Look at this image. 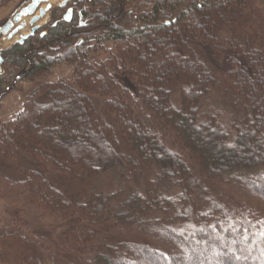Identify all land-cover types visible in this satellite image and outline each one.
<instances>
[{"label":"trees","instance_id":"1","mask_svg":"<svg viewBox=\"0 0 264 264\" xmlns=\"http://www.w3.org/2000/svg\"><path fill=\"white\" fill-rule=\"evenodd\" d=\"M134 1L94 0L95 8L84 9L82 41L69 37L65 56L80 62L75 84L99 96V108L60 82L44 86L47 102L28 97L0 125V162L18 156L25 164L22 179L0 181V195L66 221L71 248L102 239L94 264H264V224L245 207L226 209L205 186L251 169L238 177L240 189L264 199V39L252 26L253 0H149L126 11ZM127 15L133 21L126 27ZM74 22L42 41L53 44ZM27 40L6 57L29 60L33 75L53 58ZM106 41L118 51L108 66L84 61L91 42ZM213 91L218 104L206 97ZM113 173L109 190L83 185L73 196L50 181L68 187ZM140 175L142 190L134 181ZM151 175L169 195L155 193ZM117 227L123 232L106 234ZM7 235L0 230L2 240ZM130 235L135 239L123 238ZM145 237L152 243L139 240Z\"/></svg>","mask_w":264,"mask_h":264},{"label":"rangeland","instance_id":"2","mask_svg":"<svg viewBox=\"0 0 264 264\" xmlns=\"http://www.w3.org/2000/svg\"><path fill=\"white\" fill-rule=\"evenodd\" d=\"M30 0H8L5 4L0 6V29L1 27L10 19L12 16L22 7L27 5ZM148 3L149 0H137L131 2L126 6V11H139L143 8L142 3ZM88 3V4H87ZM83 1L82 7L88 9V7L95 8L97 3L94 0ZM43 4V3H41ZM92 4V5H91ZM46 5V4H45ZM44 5V6H45ZM253 11L252 14V23L255 33L262 36L264 39V0H253ZM59 9L58 3H54L49 8L46 13L47 18L40 28L47 27V23L51 21V16L56 13ZM61 11L63 9H60ZM245 10V9H244ZM246 12V11H244ZM128 15L130 12L127 13ZM124 16L121 20L122 25L128 26L132 20L129 16ZM27 18V17H26ZM234 24V23H233ZM237 25V24H234ZM86 26V24H85ZM84 26V27H85ZM29 25L25 26L28 28ZM39 28V29H40ZM235 29L239 32V28L234 26ZM21 31V30H20ZM16 35V34H15ZM49 35H47L48 37ZM7 38V34H3L0 30V53H3L4 62L0 63V89L2 93L0 94V125H5L7 122L12 120L16 114L23 108V105L28 97H33L37 102H47L48 96L47 91H44V86H50L58 84L60 82H68L74 86L78 91H81L88 97H91L96 102H101L100 97H94L95 94L89 93L82 88H79L75 84L76 75L74 73L75 66L78 67L79 60L74 62H68L67 59H70V56L66 57L68 53L69 42H63V38L59 41L54 42L49 46L44 42H39L37 35L28 38L32 45L40 46V49H35L38 53H42L48 58H53V64L49 65L46 70L38 72L36 74L31 73L32 64L28 61L27 64H17L11 62V60L6 59L7 51L16 44V40L12 41L9 44H5L4 40ZM76 38H74L75 40ZM82 39V38H81ZM71 40V39H69ZM74 43V42H73ZM84 61L90 62L99 69L100 66H108L110 53H117L115 47L111 42L106 41L102 45L91 42L88 45ZM227 50V48L225 49ZM70 53V52H69ZM28 58V56L26 55ZM120 73V72H119ZM124 73V72H123ZM140 76V75H139ZM140 78V77H135ZM130 88L129 86H127ZM214 86L212 87V89ZM116 91L112 90L111 95H115ZM116 95L120 96L119 93ZM210 95V96H209ZM206 97L211 100L210 102L216 101V95L213 91ZM110 97V95H109ZM97 98V99H96ZM96 99V100H95ZM100 100V101H99ZM220 102V99L217 100ZM217 101L215 104H218ZM101 103L97 106L99 108ZM222 121L225 123L228 122V119L231 116L223 113ZM113 120V118H112ZM114 126L118 123L112 121ZM117 127V126H116ZM178 152L188 155L185 150L179 148V146H171ZM0 148H4L1 147ZM187 157V156H186ZM184 157V158H186ZM18 156L12 157L10 160L6 159L0 162V181L5 184L4 178L10 181H17L22 179L24 176L23 171L25 170V164L21 163ZM190 161V159L188 160ZM19 163V166L17 164ZM191 163V162H190ZM192 164V163H191ZM148 168V167H146ZM254 171V170H253ZM251 169L242 170L241 172H246V174L253 172ZM239 172L233 177H228L226 180H209L208 183H205L206 188H212V195L217 200L218 203L225 206L228 210H239L238 213H244L239 209V207H245V211H253L256 220L262 225L264 224V199L256 196L253 193L247 192L246 190L240 189V186L243 184L238 177L243 176L244 174ZM144 177L140 175L137 180V189L142 190L144 187ZM153 182L152 189L159 196L161 193H166L169 195L170 189L164 181H161L156 175L148 176ZM147 177V178H148ZM115 174H103L90 178L81 182V180H74L69 183L68 187L57 183L55 180L53 183L59 186V188L64 189L68 192L69 196L75 195V189L80 186H93L97 190L106 191L109 190V187L114 183ZM205 179V178H204ZM70 181V179H69ZM235 183L234 187L230 183ZM141 184L143 186H141ZM130 185V184H129ZM242 190V191H241ZM12 192V191H9ZM14 192V191H13ZM161 198V197H159ZM158 198V199H159ZM203 207V206H201ZM198 210V209H196ZM156 213L161 215L163 218V213L161 211L155 210ZM43 211L40 208H30L27 207L23 202L14 200L9 202L7 199L0 195V230H4L6 238L1 240V255H0V264H94L96 253L99 246L102 244L103 240H91L90 242H83L74 245L71 248L65 241L64 230L68 226L67 222L64 220H58L50 218L46 215H42ZM154 224H157L156 222ZM263 226V225H262ZM109 229V228H107ZM117 227L114 230L108 231L109 235L122 233L123 231L118 230ZM127 240H133L134 237L123 236ZM149 243H152L149 238H142L139 240H145ZM25 241L28 243L25 244ZM113 244L116 242L111 241ZM110 243V244H112ZM112 244V245H113ZM116 247V246H115ZM171 251V250H170ZM114 258L118 257L112 255Z\"/></svg>","mask_w":264,"mask_h":264},{"label":"flooded vegetation","instance_id":"3","mask_svg":"<svg viewBox=\"0 0 264 264\" xmlns=\"http://www.w3.org/2000/svg\"><path fill=\"white\" fill-rule=\"evenodd\" d=\"M82 3L83 0H67L65 2V4H59V9H57L56 13L54 12V14H52L51 16V21L49 23H47V27H42L40 29H37L34 31V34L30 37H33L35 35H37L39 42H41L43 39L47 38V35L50 33L51 29L56 27L57 25H60L62 22H71L72 20H74V24L70 25V32H64L63 35L59 36L60 39H55L52 41L56 42L63 40V42H70L69 37H76L77 38V42H81L82 41V36H78V34H81L83 32V28L85 26V24L87 23V20L85 19V15H84V8L82 7ZM60 9H63L62 11ZM73 31V32H72ZM70 33V34H69ZM28 37V38H30ZM27 38V39H28ZM58 38V37H57ZM82 38V39H81ZM25 39V40H27ZM44 42V41H42ZM46 43V41H45ZM50 46V44H49ZM35 49H40V46H35ZM1 57L3 58V62H4V57H3V53H0ZM26 56V54H25ZM7 59V57H6ZM29 61V60H28ZM2 93L1 89H0V94Z\"/></svg>","mask_w":264,"mask_h":264},{"label":"water","instance_id":"4","mask_svg":"<svg viewBox=\"0 0 264 264\" xmlns=\"http://www.w3.org/2000/svg\"><path fill=\"white\" fill-rule=\"evenodd\" d=\"M49 0H30V2L24 7L20 8L13 16L12 19L8 20L2 27L1 31L3 34H7V38H12L15 34H17L20 30H23L27 23L23 22V18L30 17L28 25L30 26L29 30L18 36L16 39V43L22 44L25 39L32 36L34 31L40 28V24L37 22L45 16L48 12L51 4L48 3ZM67 0H62L60 4H65ZM41 3H45L44 8H41ZM38 10V14H36ZM16 24L15 27H13ZM3 62V58L0 54V63Z\"/></svg>","mask_w":264,"mask_h":264},{"label":"bare ground","instance_id":"5","mask_svg":"<svg viewBox=\"0 0 264 264\" xmlns=\"http://www.w3.org/2000/svg\"><path fill=\"white\" fill-rule=\"evenodd\" d=\"M61 1L62 0H49L48 3L51 4V5H53L54 3H58V5H59ZM44 5H45V3L41 4V8H44ZM36 14H38V10H37ZM46 18H47V16L45 14V16H43L42 18H40V20L37 23L38 24H42ZM29 19H30V17H27V18H23L22 20H23L24 23H27L28 24L29 23ZM15 26H16V24L13 27H15ZM29 28H30V26L28 28H24L23 30L19 31L16 35H14L10 39L5 38V40H4L5 44L6 45L9 44L13 40L15 41L18 38L19 35L26 33L29 30Z\"/></svg>","mask_w":264,"mask_h":264}]
</instances>
